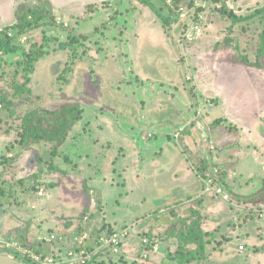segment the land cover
Returning a JSON list of instances; mask_svg holds the SVG:
<instances>
[{"label": "rangeland", "instance_id": "obj_1", "mask_svg": "<svg viewBox=\"0 0 264 264\" xmlns=\"http://www.w3.org/2000/svg\"><path fill=\"white\" fill-rule=\"evenodd\" d=\"M151 1L166 23L141 0H0V33L22 5L49 13L22 35L12 30L13 51L0 53V242L9 247L0 264H32L20 251L40 240L66 252L63 233L81 228L92 234L85 246L102 248L90 250L93 264H264V205L254 200L264 180V68L242 63L256 61L264 15L233 25L216 3L182 17ZM225 2L243 17L264 7ZM32 52L40 58L26 68ZM67 103L83 113L58 153L22 140L28 113ZM182 164L190 184L173 179ZM216 169L227 201L204 179ZM183 220L204 232L191 263L176 259ZM124 230L114 254L108 240ZM145 238L160 247L148 259Z\"/></svg>", "mask_w": 264, "mask_h": 264}, {"label": "trees", "instance_id": "obj_2", "mask_svg": "<svg viewBox=\"0 0 264 264\" xmlns=\"http://www.w3.org/2000/svg\"><path fill=\"white\" fill-rule=\"evenodd\" d=\"M141 2L150 9H152L163 23H166V18L163 16L162 12L158 8H156V6L151 0H141ZM166 3L170 7L169 9H173L176 13L180 8L184 7L185 4H187L188 8H190L191 12L193 11V13H195L198 11L199 13L200 11H205L208 8L209 4L216 3L220 5V7L218 8L219 14L223 18L231 20L233 25L238 23H248L257 17H261L262 15H264L263 7L248 16H238L231 10L227 9L225 0H207V7L205 9L198 8L197 10H193V8H191L194 5L191 0H166ZM166 3L164 2L165 6ZM47 4L50 5L49 3ZM50 12H52V10H50ZM48 14L49 13L46 9L30 8L26 5L20 6L17 12L15 13L16 24L10 28L5 29L0 33V53L13 51L14 36L12 34V30H16V34L22 35L25 30L31 27L34 28V24L40 23L42 20L49 19ZM261 35L262 36L260 41V47L258 49L256 61L251 62L248 58H245L244 62H242L243 64L252 68H264L261 62L264 54V32H262ZM39 54L40 53L38 52H32L31 54H29V56H27L30 60L26 68L30 67L32 69V65L34 64V62L40 58L38 56ZM82 113L83 108L80 103H67L61 105L60 107L54 110L34 111L28 113L23 118L22 123L20 125V137L24 142L27 143L52 144L53 153L56 154L58 153V150L66 143L71 132L81 121ZM206 169L207 166L205 167V170ZM206 171L204 174V179H211L212 187L221 188L224 193H229L230 195L229 188L226 187V185H224L220 179L221 172L218 169H216L215 172L211 173H209L210 171L206 173ZM254 195V200L264 205V180L261 189L257 191ZM180 229L181 233L178 234L177 238L179 239V245L181 246L176 253V259L179 260L181 263H191L195 259H197L196 253L198 252V250H204L206 244L204 241V232L201 228L200 220L193 221V223L189 226L186 225L185 220H183V224ZM80 236L81 233L78 232V234L75 233L74 236L71 237L70 240L72 241V245L70 248L73 247L77 250L80 249L79 247L81 246V244L78 240ZM189 246H195L196 249L188 250ZM26 247L33 248L36 254L44 255V252H46L47 254V251L44 250L43 243L39 241L33 242L32 244H29ZM90 247L91 248H87L88 251H94L96 248L93 246ZM149 248L151 247L149 246ZM2 250L5 252L8 251V249ZM2 250H0V252ZM23 259L26 262L28 261L32 264H35V262H33L31 259H28V257ZM93 262L94 259L89 261L88 264H93Z\"/></svg>", "mask_w": 264, "mask_h": 264}, {"label": "built area", "instance_id": "obj_3", "mask_svg": "<svg viewBox=\"0 0 264 264\" xmlns=\"http://www.w3.org/2000/svg\"><path fill=\"white\" fill-rule=\"evenodd\" d=\"M194 5L191 7L193 8V10H197L198 8L201 9H205L207 7V0H191ZM178 12L181 14L182 17H185L186 15H188L191 10L190 8H188V6H184L182 8H180L178 10ZM200 19H203L202 16H200ZM207 187L208 188H212L213 192L218 195L219 197H221L223 200L227 201L230 198L229 193H224L223 190L221 188H214L212 187V181L211 179L206 181ZM40 195H43V189L40 190ZM261 217L264 218V215H261ZM129 234V230H124L122 232H118L116 234H113L110 238H109V247L112 250V253L114 254H119V246L122 242V239L126 238ZM53 236H51V239L48 240L49 243L54 242L57 240L56 236H54V234H52ZM90 237V234L88 233H82L81 236L79 237V243L81 244V246L79 247L80 249H76V248H69L66 250V252L60 251V250H49V249H44L45 251H50L52 252L51 255H47L46 252H44L43 254H36L35 251L33 250V248H28V247H24L23 250H19L24 256L25 258L28 257V259H31L33 262L37 263V264H88L89 261L94 259V252H90L87 250L88 246H85V242L86 240H88ZM101 241V240H100ZM40 242H44L42 240H40ZM103 243V241H102ZM44 244V243H43ZM143 244L146 245L145 248H149V246L151 248H149V250L153 253V254H157L160 250V247L158 245V243L156 241L150 240L148 238L143 239ZM10 247H14V251L13 252H18V249H21V247L16 244L14 246H10ZM0 248L3 249H8L9 247H6V243L5 242H0ZM96 249H102V248H96ZM240 250H244L245 248L243 246H240L239 248ZM96 253V252H95ZM97 254V253H96ZM150 254V252H149ZM149 254H144V257L147 259L149 257Z\"/></svg>", "mask_w": 264, "mask_h": 264}, {"label": "crops", "instance_id": "obj_4", "mask_svg": "<svg viewBox=\"0 0 264 264\" xmlns=\"http://www.w3.org/2000/svg\"><path fill=\"white\" fill-rule=\"evenodd\" d=\"M153 145V144H152ZM153 146H155V145H153ZM168 161H170V159H168ZM259 161H261V160H259ZM262 163H264V161H262ZM157 165H161V163L159 164V163H157L156 162V166ZM178 166V162H176V167ZM182 166H183V169H181L182 171H178L177 172V174L175 175H173V179H174V181L176 180V182L178 181L179 183H181V184H183V185H186V182H187V184H190V183H192V181H194V179L193 178H191V177H189L190 175H189V171L187 170V169H185V165L184 164H182ZM157 167H159V166H157ZM161 168H158V170H155L156 171V173L157 174H159V177L160 178H158V180H160V179H162L163 177L165 178V176H166V174H167V169H165L164 168V166H160ZM169 169V168H168ZM170 170V169H169ZM180 173V174H179ZM163 178V179H164ZM101 179H103V177L101 178V176H99V177H96L95 179H94V181H95V183H97L98 181H99V183H101ZM164 182V181H163ZM162 187V186H161ZM164 188H165V186H163ZM189 187H190V185H189ZM239 190H240V192L241 191H243L242 190V187L241 186H239ZM80 226V225H79ZM78 232L79 233H88V234H90V237L92 236V234H91V232H89L88 230H86V229H84V228H81L80 230H77L75 233L76 234H78ZM63 235L65 236V237H69L70 239H71V237L69 236V235H67L66 233H63ZM74 236V235H73ZM151 240H153V239H151ZM146 249H148L149 250V248H146ZM149 252H150V254H153L151 251H146L145 252V254H149ZM150 254H149V256H150ZM154 255V254H153ZM144 256V255H143ZM142 256V257H143ZM141 257V256H140Z\"/></svg>", "mask_w": 264, "mask_h": 264}]
</instances>
